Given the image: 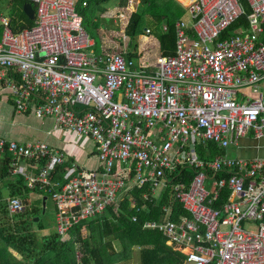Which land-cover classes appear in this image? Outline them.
<instances>
[{"label": "built area", "instance_id": "built-area-1", "mask_svg": "<svg viewBox=\"0 0 264 264\" xmlns=\"http://www.w3.org/2000/svg\"><path fill=\"white\" fill-rule=\"evenodd\" d=\"M26 1L33 26L19 32L0 10V99L92 139L99 158L97 168L70 162L51 179L65 162L60 150L0 136L12 176L51 198L59 238L125 198L138 212L168 191L165 217L144 228L159 231L182 264H264V158L226 154L264 137V0H173L186 14L174 22V53L150 62L96 52L75 0ZM209 142L225 153L198 156ZM144 188L139 208L131 192ZM171 202L188 217L169 219ZM7 209L24 207L14 197Z\"/></svg>", "mask_w": 264, "mask_h": 264}, {"label": "trees", "instance_id": "trees-1", "mask_svg": "<svg viewBox=\"0 0 264 264\" xmlns=\"http://www.w3.org/2000/svg\"><path fill=\"white\" fill-rule=\"evenodd\" d=\"M109 1L111 0H75L76 12L81 16L85 30L90 26L98 31L99 24L96 20L105 11L102 5ZM128 2L129 0H119V7L128 6ZM27 3L29 2L26 0H0V10L8 14L13 32L33 26V21L23 13V5ZM29 4L34 9L33 4ZM133 5L124 31L128 49L124 55L127 58L137 55L136 39L144 35L147 27L151 28V34L153 33L158 41L159 53L173 54L174 22L184 14V9L173 0H135ZM244 20V16L239 19ZM196 151L201 158L225 153L217 149L212 142L207 143L205 147L198 146ZM34 160H38L37 169L45 164V159H29L27 162L32 163ZM10 170L11 156L5 154L0 160V264H120L128 261L135 249L138 250L140 264H182L183 256L164 244L163 235L159 231L144 228L145 222H158L165 217L162 207L169 203L168 191L158 200L146 201L145 207L138 212L130 208L128 199L125 198L120 204L107 207L103 215L72 228L68 236L61 239L54 232L45 233V226L40 220L34 222L38 210L28 204L31 193L46 197L48 195L36 188H26L23 177L12 176ZM63 170L62 165H57L51 179ZM185 172L187 176H192L190 170ZM145 191L146 188L131 192L139 208L143 205L140 195ZM14 197L21 200L24 209L19 214L9 215L7 201ZM43 198L38 200L42 203ZM222 200H226V197L223 196ZM170 204L169 219L188 217L180 204ZM219 205L216 204L215 208ZM133 216L136 221H132ZM84 231L87 233L86 252L78 258L75 245L82 241ZM115 244L119 250L115 248Z\"/></svg>", "mask_w": 264, "mask_h": 264}, {"label": "crops", "instance_id": "crops-1", "mask_svg": "<svg viewBox=\"0 0 264 264\" xmlns=\"http://www.w3.org/2000/svg\"><path fill=\"white\" fill-rule=\"evenodd\" d=\"M146 41L150 42L149 44H152V46L154 45V52L151 55L143 53V55H139L141 58L137 57L136 59L150 62L152 61L151 57L159 53L158 41L154 42L144 35L141 36L140 43ZM0 136L6 140L19 143L40 140L45 142L51 149L60 150L64 154L65 162L62 164L64 170L58 174L59 176L65 171L70 162H76L79 166L88 169L99 167V158L92 139L78 136L74 132L63 128H55L49 118H36L30 113H16L12 108L11 101L7 98L0 99ZM233 149H235V157L233 158L244 160L264 158V137L261 139L242 138L237 146H233ZM20 164L24 165L22 161ZM33 196L34 199L39 198V195L35 194ZM44 207L45 204L43 210ZM12 252L19 257L15 251Z\"/></svg>", "mask_w": 264, "mask_h": 264}, {"label": "rangeland", "instance_id": "rangeland-1", "mask_svg": "<svg viewBox=\"0 0 264 264\" xmlns=\"http://www.w3.org/2000/svg\"><path fill=\"white\" fill-rule=\"evenodd\" d=\"M104 8V13L100 16L96 22L99 24V29L94 30L90 26H87V32L90 35L91 38L94 39V41L97 43V47H95V50L97 52H105L108 53H123L125 54L128 52V49L126 48L127 43V37L124 34L126 25L129 20L130 10L133 11L134 5H131L129 10L122 9L119 7V0H111L105 4L102 5ZM7 14V13H6ZM186 16V14H184ZM148 30H150L149 34H145L144 30V36L148 38L149 40H153L154 42H157V39L155 35L151 34V28L147 27ZM141 36H138L136 39V52L137 56H135V60L137 57L141 58L139 55L149 54L151 55L155 47L152 44H149L150 42H144L140 43ZM93 50V51H95ZM142 50V51H140ZM140 51V52H139ZM145 54V55H146ZM154 58V55L151 57V59ZM231 148V149H230ZM227 154L230 157H235V149L233 147H230ZM34 193L29 194V206H34L37 211V216L35 218H38L45 226V233H55V225H54V205L50 197L41 196L39 195V198L34 199ZM43 197L46 198L45 200V207L43 210V205L38 199H42ZM19 199V198H18ZM34 199V200H33ZM20 200V199H19ZM87 233L84 231L82 234V241L79 243H76V250H77V256L78 258L81 257L82 253L86 252V241H87ZM115 248L119 250L120 248L118 245L115 244ZM120 264H140L139 256H138V250L135 249L133 252L132 257L123 263Z\"/></svg>", "mask_w": 264, "mask_h": 264}, {"label": "water", "instance_id": "water-1", "mask_svg": "<svg viewBox=\"0 0 264 264\" xmlns=\"http://www.w3.org/2000/svg\"><path fill=\"white\" fill-rule=\"evenodd\" d=\"M23 13L25 14V16L29 19V20H33L34 18V10L32 8V6L27 3L23 5ZM45 199H43V206L45 204ZM39 219L38 218H34V222H37Z\"/></svg>", "mask_w": 264, "mask_h": 264}]
</instances>
